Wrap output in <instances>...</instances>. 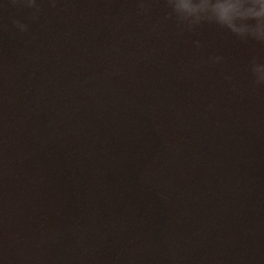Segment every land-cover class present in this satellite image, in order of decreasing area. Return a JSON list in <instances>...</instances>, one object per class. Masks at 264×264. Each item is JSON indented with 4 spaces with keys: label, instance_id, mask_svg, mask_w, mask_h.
<instances>
[{
    "label": "water",
    "instance_id": "95a60500",
    "mask_svg": "<svg viewBox=\"0 0 264 264\" xmlns=\"http://www.w3.org/2000/svg\"><path fill=\"white\" fill-rule=\"evenodd\" d=\"M0 264H264V0H0Z\"/></svg>",
    "mask_w": 264,
    "mask_h": 264
}]
</instances>
